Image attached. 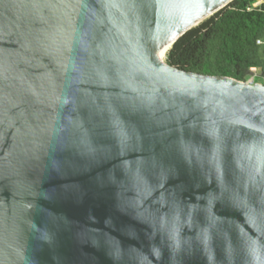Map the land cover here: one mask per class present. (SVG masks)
<instances>
[{
    "label": "water",
    "instance_id": "95a60500",
    "mask_svg": "<svg viewBox=\"0 0 264 264\" xmlns=\"http://www.w3.org/2000/svg\"><path fill=\"white\" fill-rule=\"evenodd\" d=\"M234 0H0V264H264V86L160 61Z\"/></svg>",
    "mask_w": 264,
    "mask_h": 264
},
{
    "label": "trees",
    "instance_id": "16d2710c",
    "mask_svg": "<svg viewBox=\"0 0 264 264\" xmlns=\"http://www.w3.org/2000/svg\"><path fill=\"white\" fill-rule=\"evenodd\" d=\"M166 64L238 81L256 68L263 77L264 0H234L182 36L169 49Z\"/></svg>",
    "mask_w": 264,
    "mask_h": 264
},
{
    "label": "built area",
    "instance_id": "2783aa9c",
    "mask_svg": "<svg viewBox=\"0 0 264 264\" xmlns=\"http://www.w3.org/2000/svg\"><path fill=\"white\" fill-rule=\"evenodd\" d=\"M258 44H262V41H258ZM244 82L251 84H260L264 86V76L261 77L256 68H251L250 75Z\"/></svg>",
    "mask_w": 264,
    "mask_h": 264
},
{
    "label": "bare ground",
    "instance_id": "6f19581e",
    "mask_svg": "<svg viewBox=\"0 0 264 264\" xmlns=\"http://www.w3.org/2000/svg\"><path fill=\"white\" fill-rule=\"evenodd\" d=\"M169 49H170V47L167 48V49H166V50H165V51L159 56L160 61H162L163 63H166V55H167Z\"/></svg>",
    "mask_w": 264,
    "mask_h": 264
}]
</instances>
